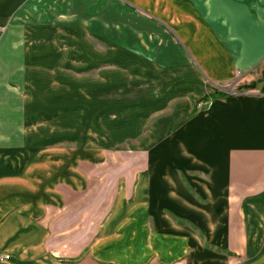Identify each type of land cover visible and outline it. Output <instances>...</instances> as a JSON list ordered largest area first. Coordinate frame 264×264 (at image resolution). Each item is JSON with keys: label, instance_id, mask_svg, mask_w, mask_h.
<instances>
[{"label": "crops", "instance_id": "obj_1", "mask_svg": "<svg viewBox=\"0 0 264 264\" xmlns=\"http://www.w3.org/2000/svg\"><path fill=\"white\" fill-rule=\"evenodd\" d=\"M0 29V71L50 101L0 112V264H264V93H209L262 83L264 0H0ZM107 71L136 82L140 165L107 163Z\"/></svg>", "mask_w": 264, "mask_h": 264}, {"label": "rangeland", "instance_id": "obj_2", "mask_svg": "<svg viewBox=\"0 0 264 264\" xmlns=\"http://www.w3.org/2000/svg\"><path fill=\"white\" fill-rule=\"evenodd\" d=\"M16 30V29H13ZM23 31V29H22ZM2 33V29H0V35ZM29 72V71H28ZM96 70L88 71V72H77L75 73L77 77L81 78L82 76H89L92 77L96 73ZM4 73V74H3ZM27 73V71H26ZM62 80L59 81L60 84L66 83L67 75L71 74V71H63ZM36 75V74H34ZM71 77V75H69ZM28 76L25 74V71H0V112L3 116H10V117H16L18 113V107L20 105V102L22 101V98L24 99V96H28L27 102H32V100L37 99V101L40 103V107H37L35 110H43L48 111L49 106V94L48 90L41 95V91H35L36 98H33L31 96V93L23 91V85L25 84V79H27ZM33 80H36L37 77H32ZM61 78V77H60ZM38 79V78H37ZM247 79H245L244 75L241 73H238L236 78L225 83V84H219L216 86V88L209 87V93L213 94L216 92H226L227 94H237V93H247V92H253L254 90H246L242 89L244 85H248ZM264 79H262V83L257 86L256 90H259L261 92V88L264 86L262 85L264 82ZM30 82L26 83L29 84ZM106 91H105V107H102L101 110L105 111L106 115V122L104 124V128L106 131V139H105V149L107 151V163L113 165V164H141L142 157L141 155H137L134 152L137 149H142L143 147V136L144 134L138 135L137 139H132V133L129 130L130 123L129 117L132 112L136 110L135 107H131V95L133 94L127 93L131 87L136 86V82L131 75H129V71H107L106 72ZM29 87V86H28ZM60 91L58 90V103H65L66 98V90L65 87H59ZM142 92L137 90V94L140 95ZM29 94V95H28ZM35 97V96H34ZM77 98V97H75ZM30 102V103H31ZM30 103L27 104L29 107ZM74 103H82L80 99H74ZM135 104V103H134ZM132 108V109H131ZM59 109H66V107H62ZM28 110V109H27ZM34 110V109H32ZM74 110H78L75 113H73L75 116L82 115L81 108H74ZM134 110V111H133ZM90 111H93V107H90ZM63 128L61 132L58 133L59 141L58 146H72V145H79L81 134L80 133V127L79 124L76 126V124L69 122L63 123ZM97 126V125H96ZM11 131H16L13 128H10ZM134 135V134H133ZM91 137V136H89ZM161 143H159L158 146ZM89 145V143L87 144ZM86 145H84L85 147ZM157 149H160L157 148ZM114 153L118 154V159L114 161ZM94 237H91V240ZM213 255L212 258L217 259L219 261V264L223 260H229L230 264H240L242 262L243 255L241 252H230L225 250H215L211 252ZM211 255V256H212ZM224 261V262H225Z\"/></svg>", "mask_w": 264, "mask_h": 264}, {"label": "trees", "instance_id": "obj_3", "mask_svg": "<svg viewBox=\"0 0 264 264\" xmlns=\"http://www.w3.org/2000/svg\"><path fill=\"white\" fill-rule=\"evenodd\" d=\"M264 82V81H263ZM258 82H253V83H250L248 85H244L242 87V89H246V90H255L258 86ZM261 92L264 93V86L261 88ZM208 98V96H205L204 99L206 100Z\"/></svg>", "mask_w": 264, "mask_h": 264}, {"label": "built area", "instance_id": "obj_4", "mask_svg": "<svg viewBox=\"0 0 264 264\" xmlns=\"http://www.w3.org/2000/svg\"><path fill=\"white\" fill-rule=\"evenodd\" d=\"M0 260H9V255L0 256Z\"/></svg>", "mask_w": 264, "mask_h": 264}]
</instances>
